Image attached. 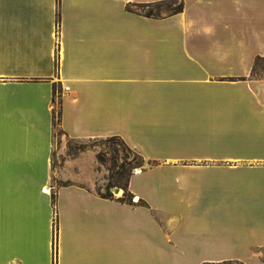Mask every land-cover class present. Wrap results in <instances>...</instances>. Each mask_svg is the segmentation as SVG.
Wrapping results in <instances>:
<instances>
[{"label": "crops", "instance_id": "crops-1", "mask_svg": "<svg viewBox=\"0 0 264 264\" xmlns=\"http://www.w3.org/2000/svg\"><path fill=\"white\" fill-rule=\"evenodd\" d=\"M162 1L0 0V264H264V0ZM57 111L141 155L132 202L52 164Z\"/></svg>", "mask_w": 264, "mask_h": 264}, {"label": "rangeland", "instance_id": "rangeland-1", "mask_svg": "<svg viewBox=\"0 0 264 264\" xmlns=\"http://www.w3.org/2000/svg\"><path fill=\"white\" fill-rule=\"evenodd\" d=\"M178 0H166L164 3L154 2L149 4V6L145 5H132L131 9L136 10L138 12L144 13V12H151L152 16H164L171 12V8L176 6L178 4ZM81 145H89L93 146L96 149V152L102 153L105 156L106 161L103 163L105 171V175L108 173L109 167L113 168L114 170L117 169V166L122 161H125V169H129V165L135 162V159L133 158V153L130 151H127L124 149L116 140H108V136L106 137H96V138H89V139H72L64 135L62 132L58 130V126L54 128L53 132V151H52V164L59 165L62 159L66 156H68L69 152L75 151L79 146ZM114 164H116L114 166ZM138 166H135L133 168H137ZM124 180V176L121 177V181ZM55 184L63 183V180L55 179L53 181ZM104 182H106V177ZM99 186H102L98 184L95 188L97 191L104 192L105 189L102 187L99 189ZM114 187V186H112ZM111 187V193L113 197L117 195L122 194V188L120 187V194H116L112 191ZM119 187V186H118Z\"/></svg>", "mask_w": 264, "mask_h": 264}, {"label": "trees", "instance_id": "trees-1", "mask_svg": "<svg viewBox=\"0 0 264 264\" xmlns=\"http://www.w3.org/2000/svg\"><path fill=\"white\" fill-rule=\"evenodd\" d=\"M172 1V0H170ZM165 1L159 2V3H164ZM139 6V5H145V6H149V4H140V3H136V4H131L128 6V8H132L130 6ZM182 3L179 1L178 4L174 7L171 8V12H176L178 10L181 9ZM143 14L147 15V16H152L151 12H144ZM58 116H59V112L57 111L56 113H54L53 115V123H54V127L57 126L58 123ZM58 130L60 132L63 133L62 129L58 128ZM116 140L124 149H126L127 151H130L133 153V158L135 159V162L130 164L129 169L126 170L125 169V161H122L121 163H119L118 165L114 164V166H117V169H113L111 167L107 168L108 169V173L106 175V182H105V186L104 189L105 191L102 193L100 191H97L98 194H100L103 197L106 198H113V195L111 193V187L112 186H119L122 188V194L120 196L117 197L118 200H122V201H128V202H132V195L131 193L127 190V182H128V177L131 174L132 170L134 169L133 167L135 166H141L143 159L141 157L140 154H138L137 152H135L134 150H132L127 143L119 136V135H111L108 136V140ZM85 145H81L79 146L75 151H71L68 154L72 155L74 153H76L77 150H79L80 148L84 147ZM96 158L100 163H104L106 161L104 154L96 152ZM124 176V180L121 181V177ZM201 264H244L243 262L240 261H233V260H224V261H220V262H204Z\"/></svg>", "mask_w": 264, "mask_h": 264}, {"label": "water", "instance_id": "water-1", "mask_svg": "<svg viewBox=\"0 0 264 264\" xmlns=\"http://www.w3.org/2000/svg\"><path fill=\"white\" fill-rule=\"evenodd\" d=\"M120 187H118V186H114V187H112V191L114 192V193H116V194H119V192H120Z\"/></svg>", "mask_w": 264, "mask_h": 264}]
</instances>
